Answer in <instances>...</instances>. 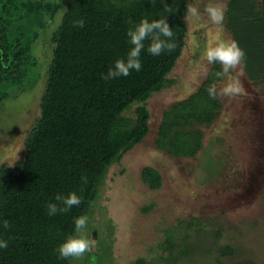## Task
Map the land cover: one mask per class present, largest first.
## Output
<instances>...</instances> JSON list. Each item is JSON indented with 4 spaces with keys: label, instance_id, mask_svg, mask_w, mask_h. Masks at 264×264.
Here are the masks:
<instances>
[{
    "label": "trees",
    "instance_id": "1",
    "mask_svg": "<svg viewBox=\"0 0 264 264\" xmlns=\"http://www.w3.org/2000/svg\"><path fill=\"white\" fill-rule=\"evenodd\" d=\"M191 1L67 0L55 21L48 12L50 2L0 0V107L44 77L39 111L27 129L23 156L13 165H0V222L6 219L11 225L5 230L0 223V239L8 241V247L0 249V264H79L77 259L60 258L58 246L69 236L80 235L74 221L81 215L88 217L89 230L84 229L83 235L90 239L92 207L109 165L148 134L147 99L173 81L168 74L185 44ZM165 5L172 12L166 13ZM159 18L172 28L174 50L153 56L147 51L150 40H145L140 71L102 79L117 59L126 60L133 47L127 30L141 19ZM80 19L84 27H73ZM225 25L246 54L244 73L264 92L262 3L227 0ZM37 47L51 51L43 69ZM217 71H221L220 64H210L193 92L162 110L154 139L158 149L172 156H194L201 149L203 132L196 125L209 124L221 107L207 91L221 78L215 76ZM140 174L150 188L160 187L161 175L154 166H143ZM82 176L87 177V184L82 183ZM70 192L81 203L49 216L47 205L57 203L56 194ZM193 221L192 217L182 220L177 227L182 231ZM193 245L178 241L164 229L157 244L158 259L138 256L130 264H195ZM100 249L96 243L95 254L91 258L86 254L85 264H94L96 256L106 258L103 248L101 254L97 252ZM217 249L224 254L234 251L228 244ZM107 253L109 262L106 258L104 264H115L111 241Z\"/></svg>",
    "mask_w": 264,
    "mask_h": 264
},
{
    "label": "rangeland",
    "instance_id": "2",
    "mask_svg": "<svg viewBox=\"0 0 264 264\" xmlns=\"http://www.w3.org/2000/svg\"><path fill=\"white\" fill-rule=\"evenodd\" d=\"M226 1L209 0L225 6ZM259 1L264 10V0ZM198 10H203V3ZM186 22L185 44L168 74L173 81L147 99L148 134L106 171L92 207L94 232L89 231L90 239L97 240L101 247L97 252L101 254L103 248L106 258L111 241L115 264H130L138 256L158 259L157 244L164 229L180 242L194 243L191 261L195 264H264L262 87L246 76L243 67V75L233 70L214 82L219 92L230 78H238L245 91L231 98L217 95L221 107L216 117L209 124L196 125L203 137L202 147L194 156H172L154 144L162 110L187 97L204 79L205 71L208 73L210 64L203 58L206 48L214 46L219 38L232 40L225 18L222 26H217L194 22L186 14ZM45 48L37 47L41 69L49 62L51 52ZM43 79L0 107V165H13L23 156L27 129L39 111ZM145 165L160 172V187L150 188L142 180L140 171ZM191 217L192 225L178 229L182 220ZM222 244L233 247L232 254L220 253L217 247ZM85 258L86 254L78 263L85 264ZM106 258L96 256L94 264H104Z\"/></svg>",
    "mask_w": 264,
    "mask_h": 264
},
{
    "label": "clouds",
    "instance_id": "3",
    "mask_svg": "<svg viewBox=\"0 0 264 264\" xmlns=\"http://www.w3.org/2000/svg\"><path fill=\"white\" fill-rule=\"evenodd\" d=\"M154 3V0H153ZM203 3V10H198L199 6ZM166 13L172 12V9L167 5L164 6ZM226 6L222 4H212L209 0L206 3L203 0H197L196 4H189L187 6V14L193 19L194 22H210L213 25L222 26L225 18ZM131 23V21H129ZM73 27L83 28L84 20H76L73 22ZM127 36L130 38V43L133 45L127 53L125 59H117L114 62V67L109 68L106 75L102 76L104 80L115 79L120 76H128L131 71H140L142 65L140 61V55L145 48V40H150L147 46V51L153 56H158L165 50L171 52L175 48V43L171 42L173 37L172 28L164 18L153 19H141L134 28L127 30ZM161 37L167 38L162 39ZM203 58L208 64L219 63L221 71L215 72L216 77H222L228 75L233 70H239V74L243 75L242 65L244 64L246 54L242 48L239 47L235 40H225L219 38L214 46L206 48ZM207 76V71L204 73ZM208 95L211 99H215L217 95L225 97H235L244 94V88L240 79L230 78L220 90L217 92L215 85L208 88ZM81 181L83 184H87V177L82 176ZM55 200L57 203H49L47 205L48 215L52 216L57 213H66L73 206H78L81 203V198L74 192L68 193L67 196L56 194ZM2 226L5 230L11 227L8 220H3ZM75 231L80 235L69 236L58 246V254L60 258L64 259H80L85 254L91 258L96 247L95 239H88L83 235V230L88 229V217L81 215L75 218L74 221ZM8 247V241L0 239V249H6Z\"/></svg>",
    "mask_w": 264,
    "mask_h": 264
},
{
    "label": "flooded vegetation",
    "instance_id": "4",
    "mask_svg": "<svg viewBox=\"0 0 264 264\" xmlns=\"http://www.w3.org/2000/svg\"><path fill=\"white\" fill-rule=\"evenodd\" d=\"M44 3H51V7L49 9V13H52V16H54L55 21L58 18V16L61 13L62 7L64 6V4H66L67 0H42ZM61 9V10H60ZM53 24H51L52 26Z\"/></svg>",
    "mask_w": 264,
    "mask_h": 264
}]
</instances>
